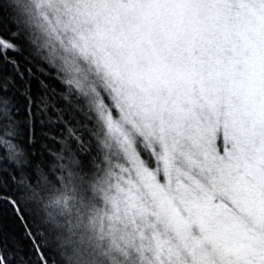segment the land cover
Masks as SVG:
<instances>
[{
	"label": "snow or ice",
	"instance_id": "snow-or-ice-1",
	"mask_svg": "<svg viewBox=\"0 0 264 264\" xmlns=\"http://www.w3.org/2000/svg\"><path fill=\"white\" fill-rule=\"evenodd\" d=\"M0 0V264H264V0Z\"/></svg>",
	"mask_w": 264,
	"mask_h": 264
},
{
	"label": "rangeland",
	"instance_id": "rangeland-1",
	"mask_svg": "<svg viewBox=\"0 0 264 264\" xmlns=\"http://www.w3.org/2000/svg\"><path fill=\"white\" fill-rule=\"evenodd\" d=\"M38 2H39V0H33V7L31 9L32 15L34 17H37V23L41 26L40 27V31L42 33H47L48 34V42L49 43H55L56 42V36L54 34H52L51 29L52 28H56L57 22H56V20H55L54 17L51 19V23L50 24L49 23H46L43 20L38 19L39 12L35 8V4H37Z\"/></svg>",
	"mask_w": 264,
	"mask_h": 264
}]
</instances>
